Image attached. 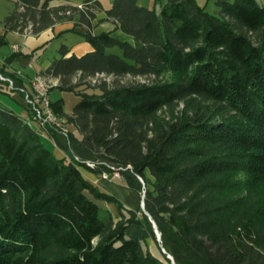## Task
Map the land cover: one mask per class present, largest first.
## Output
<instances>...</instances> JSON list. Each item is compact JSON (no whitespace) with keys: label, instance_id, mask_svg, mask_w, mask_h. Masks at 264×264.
Wrapping results in <instances>:
<instances>
[{"label":"trees","instance_id":"1","mask_svg":"<svg viewBox=\"0 0 264 264\" xmlns=\"http://www.w3.org/2000/svg\"><path fill=\"white\" fill-rule=\"evenodd\" d=\"M58 1L68 0H13L2 23L36 35L72 22L92 51L65 58L61 48L40 74L80 98L70 115L51 101L74 131L44 137L0 104V264H264V0H213L215 14L196 0H112L105 20L132 43L92 33L97 2L49 6ZM85 172H117L150 219ZM152 222L162 259L126 238L138 225L159 245Z\"/></svg>","mask_w":264,"mask_h":264},{"label":"crops","instance_id":"2","mask_svg":"<svg viewBox=\"0 0 264 264\" xmlns=\"http://www.w3.org/2000/svg\"><path fill=\"white\" fill-rule=\"evenodd\" d=\"M93 1L97 2L102 10L96 13V18L93 21L92 33L95 35L100 33H111L112 37L117 40L132 43V39L129 36L123 34L119 30H115V25L112 22L105 20L106 16L104 11L108 10L111 7L112 0ZM196 1L198 5L206 7L210 3H213V0ZM81 3L82 0H68L52 2L49 4V6L76 7ZM154 3V0H138V5L146 8H152L154 6ZM160 5L161 3L156 4L155 8L157 11L160 10ZM10 13L11 12H9L7 15H9ZM2 23L3 20L0 21V38L4 40L5 44L0 46V69L6 63V59L14 56L10 60L11 62L7 64L5 71L8 70L11 72H21L20 78L22 80V86L25 89H30V81L34 75H40L42 71L46 70L49 67L51 62L60 58L59 50L61 48H65L67 50L65 58H69L71 56L81 57L92 51L91 46L83 38V34L87 31L86 28L82 26L75 27L72 22L57 23L51 28L44 30L43 32L36 35L5 32ZM4 48H7L8 50L4 51ZM77 79L78 75L73 79V82H76ZM53 81L58 84L57 79ZM10 92L11 90H9L7 86H2L0 95L4 96L0 97L5 98H0V104L14 111L22 119H25V116L28 115V111L23 99V95L18 91H15L17 95L12 97L10 95ZM57 98L63 100L64 112L68 115L72 113L73 108L80 100L79 97L67 92H60ZM16 104L20 108L17 107ZM70 131H74V128L71 126ZM54 153L58 158L64 157L63 154L57 149L54 150ZM84 176L93 186L99 189L100 192L115 196L117 199H119V201L124 205L126 209L133 212H137L139 208L141 209L139 195L126 188L122 178L113 182H106L89 172H85ZM95 203L101 209L110 211L113 218H119L118 212L114 205L99 201H95ZM137 216L140 217L141 214L138 213ZM126 235L129 236L130 239L136 238L139 241H143L147 246V249L153 250L154 248H156V250L161 254L159 245L156 244L151 239L149 234L141 227L135 225L131 226V229L128 230V232L126 231ZM155 257L158 259H162L157 256Z\"/></svg>","mask_w":264,"mask_h":264},{"label":"built area","instance_id":"3","mask_svg":"<svg viewBox=\"0 0 264 264\" xmlns=\"http://www.w3.org/2000/svg\"><path fill=\"white\" fill-rule=\"evenodd\" d=\"M78 9H83L82 5L77 6ZM0 80L9 83V90H16L23 95V99L28 111V115L25 116L26 121H32L38 125V128L41 129V135L46 137L45 130L48 127H54L60 130L63 134L66 133L69 129L63 127L64 122L59 118L52 117L50 112H48V103L49 100H46L45 91H41L40 86L36 85V83H31L30 89L23 88H13L12 81L9 79H3L0 76ZM56 87L55 85L50 86V89ZM32 113H40V120H32ZM86 165L89 168H94L95 165L93 163L87 162ZM111 176L115 178H119V174L117 172L114 173H101L99 175V179L108 180Z\"/></svg>","mask_w":264,"mask_h":264},{"label":"rangeland","instance_id":"4","mask_svg":"<svg viewBox=\"0 0 264 264\" xmlns=\"http://www.w3.org/2000/svg\"><path fill=\"white\" fill-rule=\"evenodd\" d=\"M13 9H14V2L13 1H9V0H0V21H2L3 20V18L9 13V12H12L13 11ZM206 11L209 13V14H215L216 12H217V8H216V6L214 5V3H210L207 7H206ZM4 51H7L8 49L7 48H4L3 49ZM107 52L108 53H113V54H120V51H119V49L118 48H111V49H109V50H107ZM7 60V59H6ZM6 62V61H5ZM3 67L4 68H6L7 67V64L5 63L4 65H3ZM6 72L8 73V74H11L12 76H16L17 78H19L20 80H21V78H20V76H21V72H17V71H15V72H11V71H8V70H6ZM1 74V73H0ZM1 76V75H0ZM36 76H41V75H38V74H36V75H34L33 77H32V79H31V81H30V86H31V83H32V81H33V79L36 77ZM3 79H8V78H5V77H3V76H1ZM9 80H11L12 81V84H13V88H18L19 89V87H17L15 84H14V80L11 78V79H9ZM53 80V79H52ZM22 81V80H21ZM107 81V83H111L112 82V79H108V80H106ZM116 81H118V83H120V84H124V85H126V84H131V83H137V82H140V83H143V82H148L149 80L148 79H144V78H131V77H124V78H121V79H119V80H116ZM94 82V81H93ZM93 82H91V84H88L87 85V87H88V93H96V94H98L99 93V91L97 90V89H95V87H97L96 85H94V83ZM7 83V82H6ZM8 85H9V83H7ZM8 85H6L7 86V88H8ZM20 88H23V89H25L23 86H20ZM9 89V88H8ZM52 92V93H51ZM51 94V95H50ZM60 94V92L58 91V90H55V87H53V88H51L50 89V91H49V98H50V100L51 101H54V100H58L59 98H57V96ZM10 95L13 97V96H16L17 95V93L15 92V91H11L10 92ZM0 96H4V95H0ZM1 99H4L5 97H0ZM16 106L17 107H19L17 104H16ZM20 108V107H19ZM168 115V113H167V111H165L164 112V116H167ZM24 121H25V119H23ZM63 127H65V128H67V129H69L70 130V126H68V125H63ZM41 135V134H40ZM45 147L46 148H48V149H50V150H52V144L50 143V142H48V141H45ZM121 178L119 177V178H115L114 176H111L110 177V179H108V180H103V181H106V182H113V181H116V180H120ZM140 197V196H139ZM140 204H141V197H140ZM141 207V206H140ZM142 210V209H141ZM135 226H138V225H135ZM140 227V226H139ZM131 229V227L128 229V230H130ZM128 230H127V232H128ZM130 234V233H129ZM126 238L127 239H130L129 238V236H127L126 235ZM140 242L142 243V246H143V248L146 250L147 248V246L145 245V243L143 242V241H141L140 240ZM160 249V248H159ZM153 256L155 255V256H157V257H159V258H162V256H161V254L156 250V248H154L153 250H150V249H147ZM153 252V253H152Z\"/></svg>","mask_w":264,"mask_h":264},{"label":"bare ground","instance_id":"5","mask_svg":"<svg viewBox=\"0 0 264 264\" xmlns=\"http://www.w3.org/2000/svg\"><path fill=\"white\" fill-rule=\"evenodd\" d=\"M32 83H36V85L40 86L41 91H45V97L46 100H49L48 103V112H50L52 117L58 118L57 115L53 112L51 108V100L49 98V91H50V86H57V83H55L52 78L48 79L43 76H36ZM32 120H40V113H32ZM25 122L32 127L34 130L37 131V133L41 134V129L38 128V125L36 123H33L32 121H26Z\"/></svg>","mask_w":264,"mask_h":264},{"label":"water","instance_id":"6","mask_svg":"<svg viewBox=\"0 0 264 264\" xmlns=\"http://www.w3.org/2000/svg\"><path fill=\"white\" fill-rule=\"evenodd\" d=\"M143 198H144V195L141 196V204H140V206H141L142 211L145 213V215H147L149 217V215L144 211ZM149 219H150V217H149ZM152 226H153V229H154V233H155L157 242L159 243V248L161 249L162 253L165 254V251L162 249V247L160 245V233L158 232V230L156 228V225L153 222H152ZM167 258H169L170 260H172L171 257H169V256H167ZM172 264H174L173 261H172Z\"/></svg>","mask_w":264,"mask_h":264}]
</instances>
